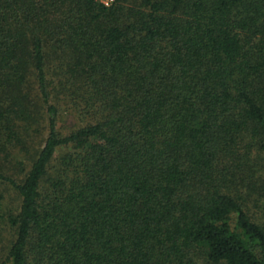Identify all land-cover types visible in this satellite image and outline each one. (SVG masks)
<instances>
[{
  "label": "trees",
  "instance_id": "1",
  "mask_svg": "<svg viewBox=\"0 0 264 264\" xmlns=\"http://www.w3.org/2000/svg\"><path fill=\"white\" fill-rule=\"evenodd\" d=\"M1 186L0 264H264V0H0Z\"/></svg>",
  "mask_w": 264,
  "mask_h": 264
},
{
  "label": "rangeland",
  "instance_id": "2",
  "mask_svg": "<svg viewBox=\"0 0 264 264\" xmlns=\"http://www.w3.org/2000/svg\"><path fill=\"white\" fill-rule=\"evenodd\" d=\"M76 123V120L70 116L63 115V118L59 122L60 128L66 130L71 128ZM2 194V201L0 205V258L3 257L7 251L9 241L12 239V232L8 228L5 218L9 213H14L19 207V198L13 190L7 187H0ZM257 222H263L256 216Z\"/></svg>",
  "mask_w": 264,
  "mask_h": 264
},
{
  "label": "built area",
  "instance_id": "3",
  "mask_svg": "<svg viewBox=\"0 0 264 264\" xmlns=\"http://www.w3.org/2000/svg\"><path fill=\"white\" fill-rule=\"evenodd\" d=\"M98 1L102 3L104 6H109L113 2V0H98Z\"/></svg>",
  "mask_w": 264,
  "mask_h": 264
}]
</instances>
